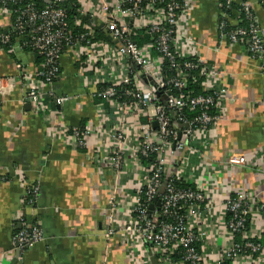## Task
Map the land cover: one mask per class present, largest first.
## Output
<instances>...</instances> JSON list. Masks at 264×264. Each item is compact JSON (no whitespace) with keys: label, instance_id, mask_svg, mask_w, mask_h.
Listing matches in <instances>:
<instances>
[{"label":"crops","instance_id":"1","mask_svg":"<svg viewBox=\"0 0 264 264\" xmlns=\"http://www.w3.org/2000/svg\"><path fill=\"white\" fill-rule=\"evenodd\" d=\"M67 1L77 6L79 17L75 21L82 24L78 27L74 21L77 35L84 33L87 25L100 22L102 0ZM195 1L189 34L197 40L200 55L226 73L223 83L229 97L221 122L210 127L198 144L199 149L203 145L205 148L188 157V166L181 168L185 175L176 179L206 197L199 205L200 214L188 219L200 238L199 251L206 264H264V253L250 259L225 257L235 242L227 228L226 203L231 196L245 195L254 200L246 237L264 239V217L258 209L264 204L261 62L249 58L240 45L225 43L218 54H213L210 48L216 44L222 0ZM255 13L264 26V7L257 5ZM141 38L142 46L149 43ZM39 71L32 52L22 48L8 52L0 44V78L9 79L0 93V264H184L174 259L178 251L163 254L139 235L126 232L134 216L138 187L146 174L135 148L143 141L144 128L154 119L151 85L145 87V104L137 108L93 101L102 87L124 85L131 72L143 77L135 65L119 55L99 26L88 42L77 43L62 59L55 91L74 96V100L59 106L46 97V113H36L26 100L20 77L26 72L32 82L38 81ZM89 122L96 132L87 146L81 147L69 134ZM116 132L125 134L120 171L108 165L117 145L113 139ZM235 153L247 154L249 163L225 167L228 157ZM166 161L165 175L174 177L180 168L173 156ZM33 186L38 196L31 204L27 188ZM112 198L117 205V235L108 239ZM35 219L42 224L44 241L23 253L15 250L14 236Z\"/></svg>","mask_w":264,"mask_h":264},{"label":"built area","instance_id":"2","mask_svg":"<svg viewBox=\"0 0 264 264\" xmlns=\"http://www.w3.org/2000/svg\"><path fill=\"white\" fill-rule=\"evenodd\" d=\"M43 1L46 6L41 11L33 4H28L22 11H13L7 5H17L21 0H0L3 4L0 6V30L11 28L12 16L20 13L13 26L14 30L20 35H26L28 40L24 46L36 51L44 59L38 73V81L32 82L26 72L21 74L27 102L36 113L45 114L46 97H50L59 106L74 100V96L58 95L55 91L56 81L62 74V59L77 43L88 42L89 37L94 35V28L99 26L117 48L119 55L126 57L128 62L138 67L143 77L131 72L125 77L124 85L118 86L124 87V93L120 94L118 87H109L101 89L94 96L111 103L137 108L145 104V87L151 85L155 105L154 119L144 128L143 141L135 148L138 157L155 156V161L146 166L144 180L138 187L136 195L134 216L126 227V232L139 235L142 241L163 254L184 249L185 254L181 259L184 264H206L195 246L200 238L188 222V219L200 214L199 205L206 197L196 188L195 190L179 189L172 180L185 175L181 168L188 166V157L205 148L203 145L199 149L198 144L210 127L221 122L224 115L223 107L226 98L229 97V90L223 83V76L226 73L211 65L200 55L197 40L189 34L188 24L196 8V1L102 0L103 15L99 16L100 22L87 25L84 27L85 32L79 35L73 33L68 14L61 7V4L67 0ZM223 1V4H219L221 11L216 24L217 40L215 46L210 48L211 52L218 54L225 43L231 47L240 45L246 50L249 58L261 62L260 71L264 75V26L260 24L255 13L257 5L264 7V0H239L237 8H234L232 13L229 11L232 10L235 0ZM245 23L247 26L244 25ZM75 24L78 27L82 26L80 20H76ZM144 29L149 30L151 37L149 43L142 46L136 42V39ZM1 42L5 45L9 44L10 36L2 35ZM24 46L15 44L11 50ZM178 59L194 60L185 61L180 65ZM166 62L175 72V76L171 79H167L164 75ZM198 69L200 76L204 78L201 87L208 93L207 95L176 96L166 93L163 96L164 104L160 102V91L170 85L180 91L188 89V81L196 80V76H191L190 72ZM7 81L9 82V79L0 78V93L7 85ZM122 96L130 100L121 101ZM197 108L202 110V114L194 121H188L177 114L183 109L193 111ZM171 110L174 113L170 112ZM210 110H214L215 114L211 115ZM155 122L156 128L153 126ZM95 132L96 128L89 122L81 128L74 129L69 134V138L77 145L86 147L88 139ZM63 134L66 136L65 132ZM113 139L117 145L112 151L113 157L108 159V165L120 171L123 166L125 134L116 132L113 134ZM168 156H173L180 168L177 175L171 178L165 175ZM248 163L247 154L235 153L228 157L224 166L232 169ZM27 195L29 203H35L38 196L37 187L27 188ZM254 208L255 202L251 197L242 195L228 198L226 211L231 213V219L227 220L228 231L234 240L237 234H241L246 243L242 246L234 242L225 256L227 259L236 260L240 257L250 259L254 254L264 253V246L254 242L260 239L246 237L247 224L251 222ZM258 209L264 217V204ZM116 210L117 205L112 198L109 201L110 227L106 233L108 239L117 235L114 218ZM44 239L42 224L35 219L28 222L27 227L14 236L13 246L15 250L23 253Z\"/></svg>","mask_w":264,"mask_h":264},{"label":"trees","instance_id":"3","mask_svg":"<svg viewBox=\"0 0 264 264\" xmlns=\"http://www.w3.org/2000/svg\"><path fill=\"white\" fill-rule=\"evenodd\" d=\"M222 4L224 3V1L222 0L221 2ZM28 4H33L35 5V7L37 8V10L41 11L42 9L45 8L46 4L44 3L43 0H21L20 3H18L17 5H14V4H8L7 7L8 8H11L13 11H16V10H24L25 7L28 5ZM0 6H3V4L0 3ZM61 7L64 8L68 14V17H69V23H70V26H71V29L73 31V33L75 35H77V32L78 30L74 29L75 25H74V21L75 19H77L79 17V14L77 13V6L75 5V3L73 1H65L61 4ZM234 8H237V5L234 3L233 6H232V10H230L229 12L232 13ZM224 9V8H223ZM20 15V13H15L13 16H12V25L14 26L17 19H18V16ZM84 21L87 22L88 20L84 18ZM245 26H247V23L244 24ZM11 27L9 29H4V30H0V44L8 51V52H12V46H14L15 44H19L20 46H24V43L28 40V38L26 37V35H20V33H18L16 30H14V27ZM79 34V33H78ZM2 35H9L10 36V43L5 45L1 42V36ZM140 36L143 37V39L146 41L149 40V37H151V33L149 32V30L147 29H144L140 32ZM141 37H138L136 39V42L138 44H143V40H141L142 38ZM108 39V38H107ZM22 49H25L27 51H30L32 52L34 55H35V58H36V64L38 66L39 69H41V66L43 64V58L41 56L38 55V53L36 51H33L31 48L29 47H23ZM194 59H188V60H180L178 59V63L180 65H183V63L185 61H193ZM183 68V67H182ZM135 70L137 72H140V69L138 67L135 66ZM191 76H196V80L195 82H193L192 80H189L188 81V85H189V88L188 89H185L184 91H180L179 89L175 88L173 85H170L168 86L167 88H165L164 90L160 91V102L162 104H164V101H163V96L166 94V93H171L173 95H176V96H179L181 94H185L187 96H199V95H207L208 93L205 92L203 90V88L201 87L202 86V83L204 81V78H202L200 76V71L199 69L198 70H193L190 72ZM143 75V74H142ZM164 75L167 79H171L175 76V72L173 70L170 69V65L169 63H165L164 64ZM107 86H104L102 87L101 89H106ZM118 91L120 92V94L124 93V87H118L117 88ZM93 101L98 104V103H106L107 100L106 99H103V98H98V97H94L92 98ZM130 99L128 98H125L122 96V99L121 101H129ZM170 112H173V110H171ZM209 113L211 115H214L215 114V111L214 110H210ZM171 114V113H170ZM177 114L181 115L182 117H184L186 120L188 121H194V120H197L201 114H202V110L200 108H197L193 111L189 110V109H183L179 112H177ZM141 160L143 162V164L145 166H148L149 164H151V162L153 163L155 161V156H150V158H143L141 157ZM165 179V177H164ZM174 184L179 188V189H183V190H187V189H193L195 190V187L194 186H191V185H188L176 178H172ZM231 219V213H228V216H227V220L229 221ZM249 226H250V223L247 224V231L249 230ZM254 242L256 243H261L263 246H264V239H261V240H254ZM235 243L236 244H239V245H244L246 243V240H244L243 236L241 234H237L235 236ZM195 246H196V249L198 251V253H200L199 251V242H196L195 243ZM185 254V250L184 249H180L176 256L174 257L175 260H181L183 258ZM257 254H254L253 257L257 256Z\"/></svg>","mask_w":264,"mask_h":264},{"label":"water","instance_id":"4","mask_svg":"<svg viewBox=\"0 0 264 264\" xmlns=\"http://www.w3.org/2000/svg\"><path fill=\"white\" fill-rule=\"evenodd\" d=\"M29 106V105H28ZM153 126H154V128H156L157 127V123L155 122L154 124H153ZM157 204H159V199H157Z\"/></svg>","mask_w":264,"mask_h":264}]
</instances>
